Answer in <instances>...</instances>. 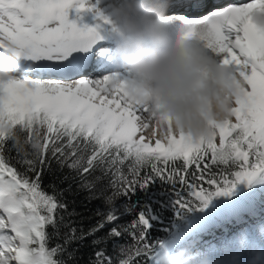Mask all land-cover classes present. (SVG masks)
<instances>
[{"label": "snow or ice", "instance_id": "1", "mask_svg": "<svg viewBox=\"0 0 264 264\" xmlns=\"http://www.w3.org/2000/svg\"><path fill=\"white\" fill-rule=\"evenodd\" d=\"M101 3L0 0V57H14L11 71L0 73V264H74V242L91 237L98 246L123 235L132 243L120 247L118 264H160L169 252L197 241L201 255L214 264H264V243L256 238L257 230L264 236V28L253 20L256 11H264V0L231 3L201 18L172 14L186 38L198 35L243 82L233 119L201 146L183 136L143 134L147 109L129 104L108 75L110 51L101 41L109 32ZM179 6L180 0H168V14ZM192 6L204 8L207 0H193ZM70 8L77 19L92 13L96 23L78 26L69 19ZM82 73L89 75L72 78ZM55 74L60 78H45ZM53 160L69 170L63 180L78 178L89 190L111 175L112 195H103L105 210L97 209L86 229L66 219L76 215L60 198L71 185L64 190L50 185L53 194L41 186ZM98 170L101 175H95ZM157 179L173 188L179 184L187 197L175 191L169 201L175 219L153 240L161 212L147 202L139 210L125 204L123 212L133 218L121 224L114 199L138 188L147 193ZM225 225L241 227L229 234ZM217 228L223 230L219 236ZM205 234L213 239L201 240ZM94 257L92 264H116L103 248Z\"/></svg>", "mask_w": 264, "mask_h": 264}, {"label": "clouds", "instance_id": "2", "mask_svg": "<svg viewBox=\"0 0 264 264\" xmlns=\"http://www.w3.org/2000/svg\"><path fill=\"white\" fill-rule=\"evenodd\" d=\"M167 7L168 0H102L99 10L111 39L101 42L115 65L108 75L129 104L147 109L142 121L147 138L175 135L205 145L233 119L243 82L198 35L186 38L183 28H169ZM253 20L264 28V11H256ZM13 63L11 55L0 57V73L8 74ZM160 264L214 262L189 243Z\"/></svg>", "mask_w": 264, "mask_h": 264}, {"label": "trees", "instance_id": "3", "mask_svg": "<svg viewBox=\"0 0 264 264\" xmlns=\"http://www.w3.org/2000/svg\"><path fill=\"white\" fill-rule=\"evenodd\" d=\"M21 142H23L24 134L20 133ZM8 147L11 148L9 155L11 157H17V151L14 147L13 142H9ZM30 151V148L27 149ZM15 162V161H14ZM17 167H22L17 164ZM190 169L191 171H194ZM215 170V169H214ZM69 170L67 168H59L55 160L52 161L49 169H46L43 172L42 188L48 194H53V187L57 190L68 189L71 185L70 191H64L60 197L63 202L67 205L68 212H75L76 215L67 217L66 213L61 212V215H65L66 219L73 222V226L80 228H87L91 223L97 219L95 212L97 209L101 211L105 210V205L103 203V195H112V189L108 187L109 180L111 175L104 176L101 182L97 185L95 189L89 190L87 188L81 187V181L77 178L76 180H63L65 175H69ZM74 175V174H73ZM95 175H101L99 170ZM190 179V176H189ZM52 185L53 187H50ZM105 189V193L101 192V189ZM181 190L183 195L187 197V192L184 191L179 184L173 188L171 184L164 183L159 179L155 180L152 184L149 185V190L145 193L141 189H137V192L130 197L118 196L114 199V204L117 207L118 211L123 213L120 218L121 224L128 223L132 218V213H124L123 206L125 204H136L137 209L144 204L149 203L156 210L161 212L162 221L155 224V227L152 229V239L154 240L157 236H163L164 232L162 229L169 225L170 221L175 219V211L169 203L170 200H175V191ZM92 197V198H90ZM153 201H158L159 203L153 204ZM161 205H164L163 210L161 211ZM51 230V229H49ZM65 229H61V234ZM104 232L99 233L100 236H104ZM91 237L85 239L82 243L79 241L74 242L71 245L72 249L76 250V255L74 257V264H92V261L95 259L94 252L97 247L103 248L106 250L107 254L112 258L116 264L120 257V247H127L132 243L130 237L123 235L120 238H113L105 240L98 246L91 244ZM55 240L51 243L54 245Z\"/></svg>", "mask_w": 264, "mask_h": 264}, {"label": "bare ground", "instance_id": "4", "mask_svg": "<svg viewBox=\"0 0 264 264\" xmlns=\"http://www.w3.org/2000/svg\"><path fill=\"white\" fill-rule=\"evenodd\" d=\"M226 1L227 0H207V6L206 7L197 9V8H194L192 6L193 0H180V3H181L182 6H179V7H175V8L170 9V13L166 17L165 23L171 29L183 28V24L180 21H178V19H177L176 16H174L172 14H183V15H186L187 17H189V18H201L202 16L208 14V12H210L211 10H214L217 7L227 6L228 4H231V3H236V4H243V3H245L246 4V3L251 2V0H229L228 3L225 4ZM212 5H214L215 7L209 10V8ZM180 10H185V12L180 13ZM69 11L71 12L70 20H76L78 26H84V25L93 26L96 23L95 20L93 19V14L90 13V12H87V11L82 12L80 14L82 16V19H77L75 10L73 8H70ZM190 13H194V14L193 15H190ZM108 39H111L110 34L108 35ZM215 55L217 56V59L220 62H223V55L216 54V53H215ZM114 68H115V65L111 64L110 70L113 71ZM102 74H106V73H101V75ZM17 75H22V73H19L18 72ZM88 75H89L88 73H82V74L73 76L72 78L73 79H79V78H82V77L85 78L84 76H88ZM31 78H36V77H31ZM45 78L55 79V78H60V77H59V74H58L55 77L53 75H50V76H47ZM230 226H232V225H229V227ZM234 231H236V230H234ZM234 231H232L229 234H232ZM258 233H259V231L257 230L256 236L258 235ZM207 240H212V239L209 238V239H206L205 241H207ZM198 242L199 241H197V242H195L193 244L195 246H197ZM262 243H264V240H263ZM196 250L201 251L202 250V246L199 247V248H196ZM245 260L247 261L248 258H246Z\"/></svg>", "mask_w": 264, "mask_h": 264}, {"label": "rangeland", "instance_id": "5", "mask_svg": "<svg viewBox=\"0 0 264 264\" xmlns=\"http://www.w3.org/2000/svg\"><path fill=\"white\" fill-rule=\"evenodd\" d=\"M228 1L229 0H227L226 2H225V4H227L228 3ZM215 6L214 5H212L210 8H209V10L210 9H212V8H214ZM208 10V11H209ZM68 12H69V19H70V17H71V12L68 10ZM178 12V11H177ZM183 12H185V10H180V13H183ZM209 13V12H208ZM194 13H190V15H193ZM41 63H47V62H41ZM85 78L87 77V76H84ZM225 227H227L228 228V230H229V233H231L232 231H234V230H237L239 227H241L240 225H232V226H230L229 227V225H225ZM213 231L216 233V235L217 236H219V235H221L222 234V232H223V230L222 229H219V228H217V229H213ZM235 232V231H234ZM208 236V237H207ZM207 237V238H206ZM213 239V237L211 236V235H208V234H205V235H202V237L200 238L201 240H206V239ZM256 238H257V243L258 244H260V243H262L263 242V240H264V236H261L259 233H258V235L256 236ZM195 246V245H194ZM202 245H201V243L200 242H198V244H197V246H195V249L196 248H199V247H201ZM246 258H248V257H245V259ZM249 259V258H248Z\"/></svg>", "mask_w": 264, "mask_h": 264}]
</instances>
